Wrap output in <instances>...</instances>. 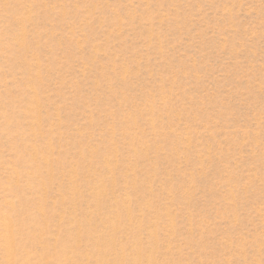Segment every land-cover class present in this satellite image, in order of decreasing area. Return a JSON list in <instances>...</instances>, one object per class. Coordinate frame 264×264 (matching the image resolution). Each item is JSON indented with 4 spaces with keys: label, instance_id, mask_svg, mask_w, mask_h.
<instances>
[{
    "label": "rangeland",
    "instance_id": "rangeland-1",
    "mask_svg": "<svg viewBox=\"0 0 264 264\" xmlns=\"http://www.w3.org/2000/svg\"><path fill=\"white\" fill-rule=\"evenodd\" d=\"M0 264H264V0H0Z\"/></svg>",
    "mask_w": 264,
    "mask_h": 264
}]
</instances>
